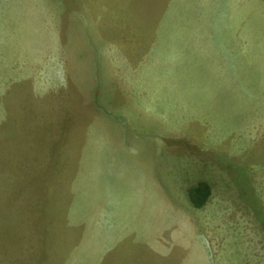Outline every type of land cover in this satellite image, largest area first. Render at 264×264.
<instances>
[{
	"label": "rangeland",
	"instance_id": "rangeland-1",
	"mask_svg": "<svg viewBox=\"0 0 264 264\" xmlns=\"http://www.w3.org/2000/svg\"><path fill=\"white\" fill-rule=\"evenodd\" d=\"M0 264H264V0H0Z\"/></svg>",
	"mask_w": 264,
	"mask_h": 264
},
{
	"label": "trees",
	"instance_id": "trees-1",
	"mask_svg": "<svg viewBox=\"0 0 264 264\" xmlns=\"http://www.w3.org/2000/svg\"><path fill=\"white\" fill-rule=\"evenodd\" d=\"M184 195L188 204L195 210H200L206 206L211 195L212 186L206 180L195 182L184 189Z\"/></svg>",
	"mask_w": 264,
	"mask_h": 264
}]
</instances>
